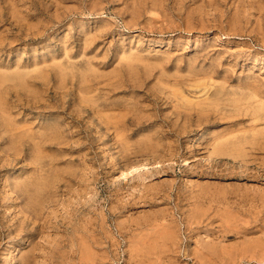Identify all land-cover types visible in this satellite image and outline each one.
<instances>
[{"label": "rangeland", "instance_id": "obj_1", "mask_svg": "<svg viewBox=\"0 0 264 264\" xmlns=\"http://www.w3.org/2000/svg\"><path fill=\"white\" fill-rule=\"evenodd\" d=\"M263 198L264 0H0V264H264Z\"/></svg>", "mask_w": 264, "mask_h": 264}, {"label": "bare ground", "instance_id": "obj_2", "mask_svg": "<svg viewBox=\"0 0 264 264\" xmlns=\"http://www.w3.org/2000/svg\"><path fill=\"white\" fill-rule=\"evenodd\" d=\"M86 72H87V71H86ZM83 75H84V74H83ZM12 76H14V78L18 77V75L15 76V74L12 75ZM20 76H21V75H20ZM20 76H19V77H20ZM9 77H11V76H8V78H9ZM21 78H22V77H21ZM84 78H85V77H84ZM11 79H12V78H11ZM4 80H5V79H4ZM6 80H7V77H6ZM89 88H90V87H89ZM89 88H88L87 90H89ZM91 89H92V88H90V90H91ZM94 89H95V88H94ZM92 93H93V92H92ZM88 94H89V93H88ZM88 94H87V96H88ZM90 94H91V93H90ZM89 96H90V95H89ZM91 96H92V94H91ZM85 97H86V96L84 95V99H85V101H87L88 99H90V98L87 97V100H86ZM91 98H92V97H91ZM93 98H94V97H93ZM94 100H95V99H93V101H94ZM89 101L91 102V99H90ZM95 101H96V100H95ZM96 102H97V101H96ZM96 102H95V103H96ZM51 126H52V125H51ZM51 126H50V131H53V130H54L53 128H55V127L53 126V128H52L53 130H52V129H51ZM55 126H56V125H55ZM57 129H58V128H57ZM46 130L49 131V129H46ZM46 130H45V131H46ZM55 131H59V130H56V128H55V130H54L53 132H55ZM46 133H47V132H46ZM58 133H59V132H58ZM44 134H45V133H44ZM52 134H53V133H52ZM52 134H51V136H52ZM55 134H56V133H55ZM38 135H39V134H38ZM41 135H43V134H41ZM46 135H50V132H49L48 134H46ZM53 135H54V134H53ZM58 135H59V134H58ZM58 135H55V136H57V137L59 138L60 135H59V136H58ZM36 137H37V136H36ZM46 137H47V136H46ZM33 138H34V137H33ZM33 138H32V139H33ZM37 138H38V137H37ZM41 138H42V137H41ZM41 138H40V140H39V138H38V140L40 141V143H41ZM48 138H49V137H48ZM52 138L54 139V137H52ZM61 138H62V137H61ZM61 138H60V139H61ZM44 139H45V137H44ZM231 139H232V138H231ZM231 139L228 141V144H230V143H229L230 141L234 142V141L237 140L236 142H238V143H240V142L242 141V140L239 141L241 138H240L239 140L236 139V140H234V141L231 140ZM244 139H245V138H244ZM251 139H252V141H251L250 143H251V145H252L253 138H251ZM33 140L36 141L35 139H33ZM45 140H46V139H45ZM50 140H51V138H50ZM56 140H57V138H56ZM224 140H225V139H224ZM42 141H43V140H42ZM51 141H52V140H51ZM243 141L245 142L246 140H243ZM254 141H256V140H254ZM52 142H54V141H52ZM58 142H59V141H58ZM61 142H62V141H61ZM34 143L36 144V142H34ZM37 143H38V142H37ZM43 143H44V142H43ZM59 143H60V142H59ZM220 143H221V142H219L218 144H220ZM223 143H224V142H223ZM225 143H226V142H225ZM225 143H224V144H225ZM247 143H248V142H247ZM197 144H198V143H197ZM243 144H246V143H243ZM198 145H199V144H198ZM220 145H221V144H220ZM241 145H242V144H241ZM247 145H249V144H247ZM254 145H255V144H254ZM34 146H35V145H34ZM37 146L40 148L39 144H38ZM37 146L35 147L36 149L38 148ZM42 146H43V145H42ZM42 146H41V147H42ZM199 146H200V145H199ZM217 146H218V145H217ZM217 146H216V147H217ZM221 146H222V145H221ZM225 146H226V145H225ZM228 146H229V145H228ZM238 146H239V145H238ZM252 146H253V145H252ZM146 147H147V146H146ZM219 147H220V146H219ZM235 147H237V146H235ZM235 147H234V148H235ZM240 147H241V146H239V148H240ZM243 147H244V146H243ZM39 148H38V149H39ZM142 148H144V146H143ZM200 148H201V150H202L203 153H205L208 157L210 156L211 158H212L214 155H218V154L220 153V152L217 153V152H218V151H217V152H216L217 154H213L212 151L208 150V149L205 148V147H201V146H200ZM217 148H218V147H217ZM221 148H222V147H221ZM239 148H238V149H239ZM241 148H242V147H241ZM244 148H246V147H244ZM253 148H254V147H253ZM38 149H37V150H38ZM225 149H226V148H225ZM230 149H231V148H230ZM236 149H237V148H236ZM246 149H247V148H246ZM246 149H245V151H246ZM248 149H250V148H248ZM37 150H36V152L40 153V152L37 151ZM39 150L41 151L42 149L40 148ZM139 150H143V149H139ZM216 150H218V149H216ZM226 150H227V149H226ZM234 150H235V149H234ZM145 151H146V150H145ZM228 151H229V149H228ZM228 151H227V153L230 154L231 151H230V152H228ZM232 151H233V150H232ZM42 152H43V151H42ZM224 152H225V151H224ZM38 153H36L35 155H37ZM214 153H215V152H214ZM227 153H226V155H227ZM231 153H233V152H231ZM234 153H235V151H234ZM238 153H239V151H238ZM244 153H245V152H244ZM246 153H247V152H246ZM33 154H34V153H33ZM40 154H41V153H40ZM223 154H224V153H223ZM242 154H243V153H242ZM242 154H241V155H242ZM35 155H34V156H35ZM38 155H39V154H38ZM43 155H44V154H43ZM233 155H234V154H233ZM245 155H246V154H245ZM39 156H41V155H39ZM44 156H45V155H44ZM44 156H43V157H44ZM228 156H229V155H228ZM237 156H238V154H237ZM41 157H42V156H41ZM41 157H40V158H41ZM43 157H42V158H43ZM235 157H236V156H235ZM33 158H34V157H32V159H33ZM37 158H39V157L37 156ZM42 158H41V161H40L39 163L42 162ZM35 159H36V158H35ZM44 159H45V157H44ZM214 159H215V158H214ZM39 160H40V159H39ZM45 161H46V159H45ZM47 162H48V160H47ZM42 164H43V163L40 164V167H41ZM44 164H45L46 167H47V165H49V163H48V164H47V163H44ZM44 164H43V165H44ZM46 164H47V165H46ZM139 164H140V163H139ZM139 164H138V166H137V165H136V166H132V165H130V166H131L130 171L133 172V171H137V170H139V168H140V166H141V165H139ZM43 165H42V166H43ZM134 165H135V164H134ZM142 165H143V164H142ZM46 167H45V170H47V172H49V170L52 169V168H51V169L49 168L50 166L48 167L49 169H48V168L46 169ZM143 167H145V166H143ZM43 168H44V167H43ZM43 168H42V169H43ZM39 169H41V168H39ZM42 169H41V170H42ZM41 170H40V171H41ZM45 170L43 169V171L46 173ZM52 170H53V169H52ZM40 171H39V172H40ZM44 172H43V173H44ZM37 173H38V172H37ZM37 173H36V174H37ZM43 173H42V174L40 173V175L43 176V175L45 174V173H44V174H43ZM52 173H53V171H52ZM133 173H134V172H133ZM49 174H51V171H50ZM53 175H54V174H53ZM38 176H39V174L37 175V178L40 179ZM42 176H41V178H42ZM49 176H50V175H49ZM49 176H47V173H46V176L44 175V177H46V181H50V180H48V179H49V178H48ZM51 176H52V174H51ZM56 176H57V175H56ZM122 176H123V175H122ZM31 177H32V176H31ZM35 177H36V175H35ZM44 177H43V178H44ZM53 177H54V176H53ZM33 178H34V175H33ZM28 179H30L29 182H31V181L34 180L35 178L31 180V178L29 177ZM38 179H37V180H38ZM114 179H115V178H114ZM114 179H113V180H114ZM41 180H42V179H41ZM41 180H40V181H41ZM52 180H53V178H52ZM54 180H55V179H54ZM113 180H111V181H113ZM26 181H27V180H26ZM34 181H36V180H34ZM118 181H119V180H118ZM118 181H117V182H118ZM29 182H27V183H29ZM37 182H38V184H41L39 181H36V183H37ZM42 182H43V185L45 184V186H46V182H45V181H42ZM54 182H55V181H54ZM23 183H24V182H23ZM25 183H26V182H25ZM25 183H24V184H25ZM51 183H53V182H51ZM51 183L49 182V184H51ZM111 183H112V182H111ZM30 184L33 185L32 182H31ZM30 184H29V185H30ZM27 185H28V184H27ZM31 185H30V187H31ZM34 185H36V184H34ZM43 185H42V186H43ZM52 185H53V184H52ZM52 185H51V186H52ZM20 186H21V184H20ZM32 187H33V186H32ZM34 187H36V186H34ZM43 187H44V186H43ZM46 187H47V186H46ZM46 187H44V189H46ZM19 188H20V187H19ZM21 188H22V187H21ZM37 188H38V187H37ZM39 188H40V186H39ZM39 188H38V189H39ZM47 188H49V187H47ZM22 189H23V188H22ZM29 189H30V188H29ZM29 189H28V190H29ZM31 189H32V188H31ZM31 189H30V190H31ZM34 189H35V188H34ZM34 189H33V190H34ZM38 189H37V190H38ZM26 190H27V189H26ZM35 190H36V189H35ZM35 190H34V191H35ZM39 190H41V189H39ZM49 190H50V189H49ZM21 191H22V190H21ZM24 191H25V190H24ZM24 191H22V192H24ZM50 191H51V190H50ZM25 192H26V191H25ZM25 192H24V193H25ZM31 192H32V191H31ZM31 192H30V195H31ZM39 192H40V191H39ZM44 193H45V194H40V195H43V196H44V195H46V194H49V192L47 193V191L45 192V190H44ZM27 194H28V193H27ZM27 194H26V196H27ZM33 194H34V193H33ZM50 194H51V193H50ZM24 195H25V194H24ZM34 195H35V194H34ZM36 195H38V194H36ZM36 195H35V197H36ZM47 196H48V195H46V197H47ZM28 197L30 198V196H28ZM35 197H34V198H35ZM38 197L40 198L39 200H41V198H44V197H40V196H38ZM26 198H27V197H25V199H26ZM34 198H33V199H34ZM47 198H48V197H47ZM33 199H31V200H33ZM35 199H36V198H35ZM263 199H264V198H263ZM39 200H37V202H38ZM45 200H46V199H45ZM28 201H29V200H28ZM34 201H35V200H34ZM42 201H44V200H42ZM253 201H254V200H253ZM261 201H262V199H261ZM30 202H31V201H30ZM256 202H257V201H255V204H254V205H256ZM259 202H260V201H258L257 205L260 204ZM262 202H263V201H262ZM32 203H33V202H32ZM263 203H264V202H263ZM28 204H30V203L28 202ZM34 204H36V203H34ZM39 204H40V203H39ZM250 204H251V203H250ZM252 204H253V202H252ZM261 204H262V203H261ZM31 205H32V204H31ZM36 205H37V204H36ZM257 205H256V206H257ZM28 206H29V205H28ZM37 206H38V205H37ZM249 206H250V205H249ZM256 206H255V207H256ZM262 206H264V205H262ZM250 207H251V206H250ZM250 207H249V208H250ZM259 207H261V206L259 205ZM34 208H36V207H34ZM36 209H37V208H36ZM38 209H39V208H38ZM40 209H41V208H40ZM251 209H252V208H251ZM253 209H254V208H253ZM253 209H252V210H253ZM260 209H261V208L258 209V207H257V208H256V211H257V210L259 211ZM205 210H206V209H205ZM247 210H248V209H247ZM254 210H255V209H254ZM37 211H38V210H37ZM199 211H200V210H199ZM201 211H202V210H201ZM262 211H263V208L261 209V212H262ZM221 212H222V211H221ZM221 212H219V213H221ZM225 212H226V211H225ZM227 212H228V211H227ZM243 212H244V211H243ZM249 212H250V211H249ZM259 212H260V211H259ZM259 212L255 213V214L257 215ZM38 213H40V212L38 211ZM247 213H248V211H247L245 214H247ZM251 213H252V212H251ZM253 213H254V212H253ZM262 213H264V211H263ZM223 214H225V213H223ZM236 214H237V213H236ZM243 214H244V213H243ZM245 214H244V215H245ZM260 214H261V213H260ZM205 215H206V214H205ZM227 215H228V214H227ZM234 215H235V214H234ZM247 215H249V213H248ZM247 215H245V216H247ZM251 215H253V214H251ZM251 215H250V216H251ZM256 215H255V216H256ZM258 215H259V214H258ZM262 215H263V214H262ZM229 216H230V214H229ZM237 216L239 217V213H238ZM242 216H243V215H242ZM250 216H249V217H250ZM255 216H253V217H255ZM219 217H222V216L220 215ZM224 217H225V216H224ZM234 217H235V216H234ZM234 217H233V220H234ZM247 217H248V216H247ZM247 217L245 218V220H248L249 217H248V218H247ZM257 217H259V216H257ZM257 217L255 218V222H257V220H256V219H258ZM236 218H237V217H236ZM241 218H242V217H240V219H241ZM263 218H264V217H263ZM199 219H200V217H199ZM225 219H226V218H225ZM230 219H231V217H230ZM242 219H243V218H242ZM250 219H251V218H250ZM252 219H253V218H252ZM252 219H251V221H252ZM259 219H260V218H259ZM200 220H201V219H200ZM231 220H232V219H231ZM231 220H230V222H231ZM235 220H237V219H235ZM235 220H234V221H235ZM263 220H264V219H263ZM150 221H151V220H150ZM202 221H203V220H202ZM202 221H201V222H202ZM221 221H225V220H221ZM227 221H229V220L227 219ZM234 221H233V222H234ZM240 221H241V220H240ZM240 221H239V222H240ZM243 221H244V219H243ZM243 221H242V222H243ZM230 222H229V223H230ZM242 222H241V223H242ZM244 222H245V221H244ZM244 222H243V223H244ZM253 222H254V219H253ZM152 223H153V222H152ZM224 223L226 224V222H224ZM224 223H223V225H224ZM227 223H228V222H227ZM234 223H236V222H234ZM237 223H238V221H237ZM243 223H242V224H243ZM247 223H248V222H247ZM247 223H245V224H247ZM250 223H251V222H250ZM259 223H261V222H259ZM147 224H149V223H147ZM147 224H146V225H147ZM153 224H154V223H153ZM230 224H232V223H230ZM228 225H229V224H228ZM234 225H236V224H234ZM248 225H249V224H247L246 226H248ZM250 225H251V224H250ZM258 225H259V224H258ZM262 226H263V225H262ZM262 226H261V227H262ZM229 227H230L229 229H231L232 225H231V226L229 225ZM233 227L235 228V226H233ZM233 227H232V228H233ZM240 227H241V224H240ZM242 227H243V225H242ZM242 227H241V228H242ZM255 227H258V226H255ZM163 228H165V226H164V227H161V229H163ZM234 228H233V229H234ZM258 228H259V227H258ZM158 229H160V228H158ZM161 229H160V230H157V229H156V230L161 232ZM236 229H237V228H236ZM238 229H240V228H238ZM247 229H248V228H247ZM251 229H252V228H251ZM251 229H249V230H251ZM253 229H255V228H253ZM261 229H262V228H261ZM148 230H149V229H148ZM227 230H228V229H227ZM231 230H232V229H231ZM231 230H230V231H231ZM241 230H242V229H241ZM244 230H245V229H244ZM163 231H165V230H163ZM163 231H162V233H166V232H163ZM166 231H167V234H168V230H166ZM230 231L228 230L229 233H230ZM233 231H234V230H233ZM233 231H232V232H233ZM235 231H236V230H235ZM235 231H234V232H235ZM256 231H257V230H256ZM150 232H152V230H150L149 232L147 231V233H150ZM160 232H158V233H160ZM170 232H171V231H170ZM224 232H225V231H224ZM234 232H233V233H234ZM236 232H237V231H236ZM251 232L253 233V231H251ZM156 233H157V232H156ZM240 233H241V232H240ZM248 233H249V232H248ZM260 233H261V232H260ZM260 233H259V230H258V234H259V236H260ZM143 234H145V232H144ZM151 234H152V233H151ZM151 234H150L151 238L149 237L150 239H152V235H151ZM170 234H172V233H170ZM235 234H236V233H234V235H235ZM244 234H245V233H244ZM250 234H251V233H250ZM258 234H257V235H258ZM145 235H146V234H145ZM148 235H149V234H148ZM154 235H155V238H156V235H157V234H155V232H154ZM154 235H153V236H154ZM168 235H169V234H168ZM172 235H173V234H172ZM238 235H239V234H237V236H238ZM257 235H256V237H257ZM141 236L143 237L142 234H141ZM159 236H160V234H159ZM161 236L164 237V235H161ZM244 236H245V235H244ZM246 236H247V231H246ZM250 236H253V235H250ZM259 236H258V237H259ZM261 236H262V235H261ZM157 237H158V236H157ZM170 237H171V236H170ZM253 237H254V236H253ZM144 238H145V237H144ZM149 238H146V239L148 240ZM159 238H160V237H159ZM249 238H250V237H248V239H249ZM254 238H255V237H254ZM262 238H264V235H263ZM262 238H261V239H262ZM150 239H149V240H150ZM156 239H157V238H156ZM156 239H154V240H156ZM166 239H167V238H166ZM237 239H238V238H237ZM261 239H258V240H261ZM140 240H141V237H140ZM140 240H138V241H140ZM143 240H144V239H143ZM147 240H146V241H147ZM163 240H165V239H163ZM163 240L160 241V242L162 243ZM172 240H173V239H171V241H172ZM246 240H247V238H246ZM246 240H245V241H246ZM134 241H137V240H134ZM138 241H137V243H139ZM223 241H224V240H223ZM239 241H240V240H239ZM253 241H254V240H253ZM263 241H264V240H263ZM144 242H145V240H144ZM144 242H140V244L142 243L141 245L143 246ZM147 242H150V241H147ZM151 242H152V241H151ZM155 242H156V241H155ZM155 242L153 241L154 244H155ZM158 242H159V241H158ZM169 242H170V240H169ZM210 242H211V241H210ZM218 242H219V241H218ZM134 243H135V242H134ZM219 243H222V242H219ZM250 243H251V242H250ZM254 243H255V241H254ZM263 243H264V242H263ZM145 244H146V242H145ZM149 244L151 245V243H149ZM149 244H148V246H149ZM167 244H168V242H167ZM174 244H176V243H174ZM178 244H179V243H178ZM178 244H177V245H178ZM239 244H240V243H239ZM242 244H243V243H242ZM135 245H136V244H135ZM146 245H147V244H146ZM155 245L158 246V244H155ZM169 245H171V244H169ZM169 245H168V246H169ZM198 245H199V244H198ZM198 245H197V246H198ZM214 245H215V242H214ZM237 245H238V244H237ZM237 245L235 244V246H237ZM138 246H139V244H138ZM156 246H154V247H156ZM164 246H165V244H164ZM230 246H231V245H230ZM139 247H140V246H139ZM213 247H214V246H213ZM231 247H232V246H231ZM240 247H241V246H240ZM136 248H138V247H136ZM136 248H135V250H136ZM140 248H141V247H140ZM149 248H151V247L149 246ZM159 248H162V246L159 247ZM163 248H164V247H163ZM171 248H173V247H171ZM177 248H178V247H177ZM197 248H198V247H196V249H197ZM236 248H237V247H236ZM84 249H85V248H84ZM88 249H89V248H88ZM88 249H87V250H88ZM142 249H143V248H142ZM145 249H146V248H145ZM153 249H154V248H153ZM157 249H158V248H157ZM167 249H169V247H168ZM196 249H195V252H197ZM198 249H199V248H198ZM209 249H210V248H209ZM10 250H11V249H10ZM143 250H144V249H143ZM147 250H148V249H147ZM159 250H160V249H159ZM165 250H166V248H165ZM170 250H171V249H170ZM193 250H194V248H193ZM193 250H192V251H193ZM200 250L203 251L204 249L201 248ZM210 250H211V249H210ZM237 250H238V249H237ZM137 251H138V250H136V252H137ZM153 251H155V250H153ZM166 251H167V250H166ZM171 251H172V250H171ZM207 251H208V250H207ZM211 251H213V250H211ZM226 251H227V249H226ZM226 251H225V253H226ZM228 251H230V250H228ZM85 252H87V251H85ZM134 252H135V251H133V255H134ZM136 252H135V253H136ZM139 252H140V254L142 255V253H141L142 250L139 251ZM158 252H159V251H158ZM158 252H156V253L158 254ZM164 252H165V251H163V253H164ZM219 252H220V251H219ZM222 252L224 253V250H222ZM237 252H239V254H238L237 256H239L241 259H243V258H249V260H250V259H252V260H253V259H257V260H261V261L263 260V261H264V245H263L262 243H259V244H256V243H255V244H251V245H244V246H242V247L240 248V250H238ZM89 253H90V252H89ZM145 253H147V252H145ZM145 253H143V254H145ZM171 253H173V251H172ZM200 253H202V252H200ZM203 253H205V252L203 251ZM228 253H229V252H228ZM231 253H232V252H231ZM234 253H236V252H234ZM234 253H233V254H234ZM92 254H93V253H92ZM157 254H156V255H157ZM173 254H174V253H173ZM196 254H197V253H195V255H196ZM198 254H199V253H198ZM198 254H197L196 256H194V254H193V256H194V257H197ZM208 254H210V252H208ZM226 254H227V253H226ZM236 254H237V253H236ZM89 255H90V254H89ZM137 255H139V254H137ZM146 255H147V254H146ZM164 255L166 256V254H164ZM171 255H172V254H171ZM204 255L208 256V255H207V252H206V254H204ZM212 255H213V253H211V256H212ZM218 255H220L219 257L222 256L221 254H217V256H218ZM224 255H225V254H224ZM157 256H158V255H157ZM169 256H170V253H169ZM172 256H173V255H172ZM199 256H200V255H199ZM202 256H203V255H202ZM209 256H210V255H209ZM229 256H230V253H229ZM234 256H235V255H234ZM88 257H89V256H88ZM132 257H133V256H132ZM136 257H137V256H136ZM145 257H146V256H145ZM147 257H148V255H147ZM151 257L153 258L154 256L152 255ZM151 257H150V258H151ZM160 257H161V256H160ZM203 257H204V256H203ZM29 258L31 259L30 256H29ZM90 258H92V256H91ZM137 258H139V257H137ZM212 258H213V257H212ZM221 258H222V257H221ZM224 258H225V257H224ZM226 258H228V256H227ZM87 259H88V258H87ZM92 259H93V261H94L95 258H92ZM133 259H134V258H133ZM135 259H136V258H135ZM144 259H145V258H143L142 260H144ZM146 259H147V258H146ZM154 259H155V258H154ZM156 259H157V258H156ZM160 259H162V258H160ZM194 259H195V258H194ZM198 259H200V258H198ZM204 259H206V258H204ZM214 259H215V257H214ZM230 259H231V258H230ZM152 260H153V259H152ZM221 260H222V259H221ZM234 260H236V257H235ZM249 260H248V261H249ZM134 261H135V260H134ZM146 261H147V260H146ZM149 261H150V260H149ZM159 261H161V260H159ZM159 261H158V262H159ZM168 261H170V260H168ZM200 261L203 262L204 260H200ZM229 261H230V260H229ZM231 261H233V260H231ZM88 262H89V260H88ZM90 262H91V261H90ZM136 262H137V261H136ZM140 262H142V261H140ZM144 262H145V261H144ZM155 262L157 263V260H156ZM202 262H200V263H202ZM206 262H208V261H206ZM217 262H218V261H217ZM234 262H235V261H234ZM234 262H233V263H234ZM236 262H237V261H236ZM236 262H235V263H236ZM244 262H246V261L244 260ZM152 263H153V261H151V264H152ZM159 263H160V262H159ZM159 263H157V264H159ZM214 263H215V262H214ZM214 263H211V264H214ZM235 263H234V264H235ZM248 263H250V262H248ZM256 263H257V261H256ZM259 263H260V262H259ZM31 264H32V263H31ZM135 264H136V263H135ZM160 264H161V263H160ZM166 264H167V263H166ZM170 264H173V263L170 262ZM206 264H207V263H206ZM226 264H227V263H226ZM236 264H237V263H236ZM252 264H254V263H252ZM261 264H262V262H261Z\"/></svg>", "mask_w": 264, "mask_h": 264}]
</instances>
